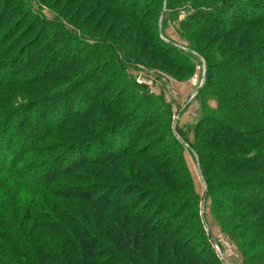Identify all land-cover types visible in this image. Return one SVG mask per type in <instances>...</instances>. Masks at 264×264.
Instances as JSON below:
<instances>
[{
	"label": "trees",
	"instance_id": "1",
	"mask_svg": "<svg viewBox=\"0 0 264 264\" xmlns=\"http://www.w3.org/2000/svg\"><path fill=\"white\" fill-rule=\"evenodd\" d=\"M183 1L0 0V264H222L184 146L221 231L264 264V0H198L185 54L158 26ZM190 57L207 65L192 142L128 74L183 78Z\"/></svg>",
	"mask_w": 264,
	"mask_h": 264
},
{
	"label": "rangeland",
	"instance_id": "2",
	"mask_svg": "<svg viewBox=\"0 0 264 264\" xmlns=\"http://www.w3.org/2000/svg\"><path fill=\"white\" fill-rule=\"evenodd\" d=\"M196 2H199L198 0H184L181 2V4L177 5V7L173 8L175 10H169L167 9V6L163 7V14L161 16L160 22L158 23L159 31L162 35V39L176 47L178 51L184 52L182 54H185L189 50L190 44L184 39L182 36V32H180V23L187 19V17L193 13H195V10L193 8V4ZM34 11L41 15L46 20H53L55 19V15L52 14V12L49 10V8L46 7H40L38 3L34 6ZM92 11L90 8L87 10ZM174 14H173V13ZM94 13V12H93ZM91 13L89 18H92V23H96L99 18L96 16L97 14ZM84 16V15H83ZM14 24H10L8 28L13 27ZM107 30H109V25H104ZM88 28V27H87ZM93 31V30H91ZM90 31V32H91ZM30 50H27V53L25 54V57L30 54ZM194 63L195 69L192 74H186L183 78H179L175 76L174 74L166 72L163 68V70L160 68L156 69H148L145 66L138 65L135 66L133 69H129V75L134 76L137 83L138 81L143 82V84H140L142 86H145L148 88L150 93H153L157 96H164L167 103L173 106V123L172 128L174 131H177L183 135L187 140L193 141V137L195 134V128L199 120H201V105L197 100V94L196 91L199 88H203L205 81H206V72H207V65L205 60H195L192 57L187 59ZM158 69V70H157ZM9 76L10 80H13L14 76ZM175 76V77H173ZM179 78V79H178ZM104 80V79H103ZM102 81V80H101ZM139 84V83H138ZM149 84V85H148ZM196 94V95H195ZM195 96V97H194ZM42 97V96H41ZM40 97V98H41ZM210 108L216 109L217 104L215 101L211 102L209 104ZM61 114H56L53 116V120L56 121V123L59 122V117ZM151 116V115H150ZM74 115H70L67 117L74 119ZM151 118V117H149ZM66 119V120H67ZM44 122L48 121L46 119L43 120ZM72 125V123L70 124ZM74 127V126H73ZM176 131V135L177 132ZM9 133V132H8ZM10 134H13V130L11 129ZM56 135H60V132H55ZM149 146V149H152L154 145L152 143L147 144ZM150 146H152L150 148ZM185 152V164L188 170V176L190 178V181L194 187V190L196 194L200 197L202 203L206 196V202L203 208L204 213H202V203L200 208V214L202 216L203 221L205 222L204 229L206 236L210 239V243L212 245V248L214 249L216 256L220 259L222 264H262L258 263V261H255L252 253L249 254L251 262L245 259L244 255L240 252V250L235 245L234 241L230 239L224 232L221 231L220 227L217 225L216 220L211 216L212 210V203L209 201L207 203V185L206 181L199 173L200 169V162L198 157L190 152L185 146H184ZM91 153V152H90ZM93 156V155H92ZM173 158L174 155H171ZM180 173V171H178ZM202 174V173H201ZM180 176V175H179ZM186 175L183 174L180 177H182L183 180L186 179ZM221 178H216L214 181V185H217ZM218 181V182H217ZM179 194H186L182 191H176ZM220 195L216 193L214 197H219ZM206 212V218H204L203 215H205ZM241 231H237L239 234ZM212 235V237H210ZM203 242V240H197L196 244L200 245ZM216 243V244H215Z\"/></svg>",
	"mask_w": 264,
	"mask_h": 264
},
{
	"label": "water",
	"instance_id": "3",
	"mask_svg": "<svg viewBox=\"0 0 264 264\" xmlns=\"http://www.w3.org/2000/svg\"><path fill=\"white\" fill-rule=\"evenodd\" d=\"M202 60V62H203V59H201ZM200 90H201V88H199L197 91H196V94H198L199 92H200ZM195 94V95H196ZM179 138V137H178ZM180 139V138H179ZM187 146V145H186ZM199 173H200V175L202 176V174H201V170H199ZM205 202H206V196H205V199H204V201H203V203H202V213H204V211H203V208H204V205H205ZM204 220V219H203ZM205 223V222H204ZM210 237H212V235H210ZM216 244V243H215Z\"/></svg>",
	"mask_w": 264,
	"mask_h": 264
},
{
	"label": "built area",
	"instance_id": "4",
	"mask_svg": "<svg viewBox=\"0 0 264 264\" xmlns=\"http://www.w3.org/2000/svg\"><path fill=\"white\" fill-rule=\"evenodd\" d=\"M138 83H139V84H143V82H141V81H138ZM148 85H149V84H148ZM194 97H195V96H194Z\"/></svg>",
	"mask_w": 264,
	"mask_h": 264
}]
</instances>
